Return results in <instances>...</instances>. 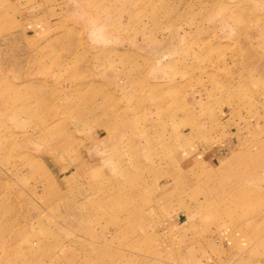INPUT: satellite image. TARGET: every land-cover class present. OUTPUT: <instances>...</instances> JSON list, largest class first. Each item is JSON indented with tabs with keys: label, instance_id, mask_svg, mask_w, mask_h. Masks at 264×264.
Wrapping results in <instances>:
<instances>
[{
	"label": "rangeland",
	"instance_id": "374dc122",
	"mask_svg": "<svg viewBox=\"0 0 264 264\" xmlns=\"http://www.w3.org/2000/svg\"><path fill=\"white\" fill-rule=\"evenodd\" d=\"M0 264H264V0H0Z\"/></svg>",
	"mask_w": 264,
	"mask_h": 264
}]
</instances>
